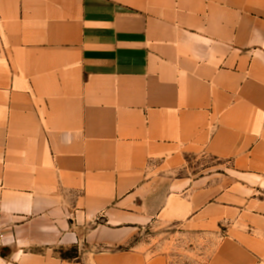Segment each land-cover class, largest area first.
<instances>
[{
	"label": "crops",
	"instance_id": "crops-1",
	"mask_svg": "<svg viewBox=\"0 0 264 264\" xmlns=\"http://www.w3.org/2000/svg\"><path fill=\"white\" fill-rule=\"evenodd\" d=\"M154 223L264 264V0H0V264H167Z\"/></svg>",
	"mask_w": 264,
	"mask_h": 264
},
{
	"label": "rangeland",
	"instance_id": "rangeland-1",
	"mask_svg": "<svg viewBox=\"0 0 264 264\" xmlns=\"http://www.w3.org/2000/svg\"><path fill=\"white\" fill-rule=\"evenodd\" d=\"M224 165L223 161L207 155L191 156L184 166L170 172L172 180L195 177L210 168ZM213 238L197 237L195 232L186 231L177 225L151 224L141 229L126 249L142 247L150 255H161L167 264H209L208 259Z\"/></svg>",
	"mask_w": 264,
	"mask_h": 264
},
{
	"label": "trees",
	"instance_id": "trees-1",
	"mask_svg": "<svg viewBox=\"0 0 264 264\" xmlns=\"http://www.w3.org/2000/svg\"><path fill=\"white\" fill-rule=\"evenodd\" d=\"M62 256L67 257V258H72V256L69 255L68 253L67 254H62Z\"/></svg>",
	"mask_w": 264,
	"mask_h": 264
}]
</instances>
